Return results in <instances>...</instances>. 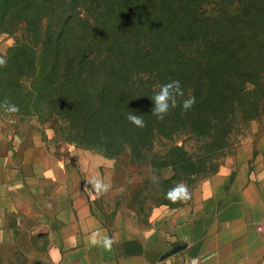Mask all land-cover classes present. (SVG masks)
<instances>
[{
    "label": "trees",
    "instance_id": "trees-1",
    "mask_svg": "<svg viewBox=\"0 0 264 264\" xmlns=\"http://www.w3.org/2000/svg\"><path fill=\"white\" fill-rule=\"evenodd\" d=\"M36 1L23 0L30 9ZM41 1L49 14L60 2ZM14 2L0 0V24L11 19ZM82 2L35 38L19 27L0 57V105L7 99L18 109L52 110L106 157L141 153L181 133H217L224 144L237 124L264 115V0ZM171 80L182 84L178 99L196 103L161 122L151 97ZM131 111L145 127L127 119Z\"/></svg>",
    "mask_w": 264,
    "mask_h": 264
},
{
    "label": "crops",
    "instance_id": "crops-1",
    "mask_svg": "<svg viewBox=\"0 0 264 264\" xmlns=\"http://www.w3.org/2000/svg\"><path fill=\"white\" fill-rule=\"evenodd\" d=\"M110 165L39 135L0 145V264H264L262 161L239 155L189 201L160 204L138 224L92 188L94 177L109 183Z\"/></svg>",
    "mask_w": 264,
    "mask_h": 264
},
{
    "label": "rangeland",
    "instance_id": "rangeland-1",
    "mask_svg": "<svg viewBox=\"0 0 264 264\" xmlns=\"http://www.w3.org/2000/svg\"><path fill=\"white\" fill-rule=\"evenodd\" d=\"M59 1L52 4L55 12L49 14L50 6L41 0H37L32 9L25 7L23 0H15L11 19L0 24V57L8 56L16 37L21 36L20 26L26 28L27 35L34 33L35 38V32L40 35L45 29H55L60 13L66 9L68 13L71 3L80 6L83 3V0ZM34 135L43 138L51 148H76L103 155L100 145L70 134L67 121L54 115L52 110L19 109L9 113L0 108V145L21 137L27 142ZM219 141L220 136L213 132L209 136L181 133L171 139L159 138L153 145L145 146V150H141L143 153L130 154L126 149L128 152L108 157L111 188L107 194L114 214L128 223H141L156 206L173 204L166 193L178 183L187 185L189 201L204 177L233 162L239 155L252 156L264 165V115L237 124L224 144H217ZM221 145L224 146L219 148Z\"/></svg>",
    "mask_w": 264,
    "mask_h": 264
},
{
    "label": "clouds",
    "instance_id": "clouds-1",
    "mask_svg": "<svg viewBox=\"0 0 264 264\" xmlns=\"http://www.w3.org/2000/svg\"><path fill=\"white\" fill-rule=\"evenodd\" d=\"M5 61L0 59V66H3ZM184 97V90L179 80H171L167 83L161 84L159 90L151 97L153 107L151 114L155 116L158 121H164L171 113V111L177 107H180L182 111H189L196 103L195 97L190 96L186 99L180 100L178 98ZM6 112L15 113L19 109L16 105L11 104L7 99L0 105ZM144 116L139 115L134 111L129 112L127 119L135 125L137 128L145 127ZM93 190L97 195H103L111 188L110 183H105L102 179L93 178L90 181ZM166 198L172 203L186 202L190 198L189 190L186 184L178 183L175 187L170 188L166 193ZM98 234L94 233L91 242L97 244L100 241L96 239ZM103 244L106 248H110L112 241L104 237Z\"/></svg>",
    "mask_w": 264,
    "mask_h": 264
},
{
    "label": "built area",
    "instance_id": "built-area-1",
    "mask_svg": "<svg viewBox=\"0 0 264 264\" xmlns=\"http://www.w3.org/2000/svg\"><path fill=\"white\" fill-rule=\"evenodd\" d=\"M194 260H191L188 264H194ZM152 264H167L166 262H164L163 260H160V261H157V262H154Z\"/></svg>",
    "mask_w": 264,
    "mask_h": 264
}]
</instances>
